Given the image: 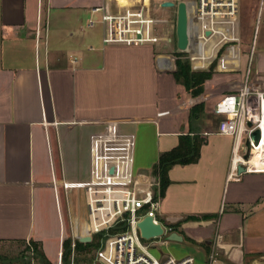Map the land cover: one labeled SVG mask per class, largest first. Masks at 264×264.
Masks as SVG:
<instances>
[{"label":"crops","instance_id":"1","mask_svg":"<svg viewBox=\"0 0 264 264\" xmlns=\"http://www.w3.org/2000/svg\"><path fill=\"white\" fill-rule=\"evenodd\" d=\"M139 1L0 0V242H36L58 264L63 241L92 228L86 188L153 175L160 153L187 134L203 139L199 158L170 167L158 219L179 223L174 231L183 241L181 230L218 250L223 262L264 264V173L230 177L233 140L217 133L214 113L216 101L246 77L264 90V0H238L234 17L202 18L199 47H176L193 71L216 62L200 98L205 110L195 118L184 86L155 66L156 54L172 52L171 37L161 45L104 44L102 24L86 26L99 18L95 7ZM144 1L162 37L159 28L171 21L163 16L172 13L176 30L177 4L186 2L194 33L193 1ZM80 225L82 235L71 232ZM34 256L25 262L35 264Z\"/></svg>","mask_w":264,"mask_h":264},{"label":"built area","instance_id":"2","mask_svg":"<svg viewBox=\"0 0 264 264\" xmlns=\"http://www.w3.org/2000/svg\"><path fill=\"white\" fill-rule=\"evenodd\" d=\"M164 2L165 0H160ZM238 0H196L194 3V33L189 32L188 48L199 47L198 25L202 18H230L237 14ZM92 13H99L98 20L89 18L86 26L102 24L104 44L119 43L155 44L169 43L167 36L158 35V25L150 13L148 4L141 0L136 5L110 10L106 6L95 7ZM189 25V29H190ZM203 33V32H202ZM201 33V34H202ZM204 34V33H203ZM192 37V38H191ZM195 40V42L192 40ZM197 40V41H196ZM195 43V44H194ZM214 113L220 116L217 133L232 137L230 177L245 173H264V90L252 89L247 77L240 89L222 95L215 103ZM258 131V140L253 133ZM244 168L238 172V167ZM88 222L91 235L123 223L125 229L113 234H105L101 245L96 249L90 264H192L193 257L176 258L170 254L157 256L150 249L166 243L158 240L172 232L158 219L159 179L155 175L137 177L127 183L90 185L86 188ZM151 216L155 223H161L164 235L144 243L140 237L137 223L144 216ZM71 264L74 243L71 245ZM61 259V254H60ZM61 264V260L58 261ZM207 264H228L220 259L218 250L212 248L207 255Z\"/></svg>","mask_w":264,"mask_h":264},{"label":"trees","instance_id":"3","mask_svg":"<svg viewBox=\"0 0 264 264\" xmlns=\"http://www.w3.org/2000/svg\"><path fill=\"white\" fill-rule=\"evenodd\" d=\"M176 55V71L173 73L176 81L182 84L185 90L190 94L193 105L190 109L191 116L197 117L201 115L205 110L204 101L200 100L204 93V82L212 75V71L215 67V60L211 63L209 70L193 71L190 67L189 59L184 53H178ZM203 143V139L193 135H181L179 137L178 144L170 150L161 152L157 162L154 164L152 174L159 179V195L162 196L165 192L167 185L169 184L168 170L175 164H189L194 163L199 158L200 147ZM195 216H189L188 219H194ZM179 223L170 225L171 228L177 227ZM125 229L123 223H119L115 227L108 229L107 231H101L93 234L91 241L82 243L78 240L74 241L73 253L84 252L90 253L92 250H96L100 247L102 239L105 234H113ZM173 229V230H174ZM187 239V238H185ZM71 239L63 241V249L61 254V264H70L71 259ZM31 246L34 250V255L40 262V264H51L43 255L42 251L38 247L36 242H31ZM94 255L90 257V263Z\"/></svg>","mask_w":264,"mask_h":264},{"label":"rangeland","instance_id":"4","mask_svg":"<svg viewBox=\"0 0 264 264\" xmlns=\"http://www.w3.org/2000/svg\"><path fill=\"white\" fill-rule=\"evenodd\" d=\"M191 1H193V3H196V0H191ZM163 18L168 21L169 20L171 21H169L168 25H166L165 27L159 28V30L161 31V33H163V35L167 37H171V43L169 44V47H170L169 50H171L172 48L175 51L171 50L172 52H168V54H171L176 58L175 54H178V53L176 52L177 46H176V32H175L174 16L172 15V13H170V14L164 15ZM256 33H257V30L255 32V37H256ZM193 41L195 42V40ZM161 44H162L161 42L157 43V45H161ZM241 45H242L241 48L243 51L244 50H247V52L249 51L250 44H247L245 39H242ZM164 46L167 47L168 45H164ZM195 67H199V66L197 65ZM247 84L251 86V82L249 80H247ZM206 119H207L206 122H208V124L211 123L209 116H207ZM161 222L165 226L168 225L165 220H161ZM173 229L174 228H172V230ZM71 232H75L77 235H82L83 234L82 225L76 228L71 226ZM181 232L186 238L187 236L184 234V232L182 230ZM158 240H166V237L163 236L161 237V239H158ZM166 241L167 243L153 247L150 249V251L157 256H160L162 254H170L178 259L183 258L185 256H192L193 257L192 264H207V255L213 248L212 246H208L204 242L199 244L193 240H189L188 237H187V241H181V242L172 241V240H166ZM143 242L148 243V240H143ZM199 246H202L206 252L203 249L198 248ZM31 248L30 247L25 248L24 244L22 243L0 242V264H27L25 262V257H29L28 260H30V257H33L34 250L33 248L32 249ZM27 249H29L28 252H27ZM95 252L96 250H92V252L90 253H84V252L74 253L72 263L90 264V257L95 255ZM71 261L72 260L70 259V264H71ZM34 263L39 264L37 261V258L34 260Z\"/></svg>","mask_w":264,"mask_h":264},{"label":"water","instance_id":"5","mask_svg":"<svg viewBox=\"0 0 264 264\" xmlns=\"http://www.w3.org/2000/svg\"><path fill=\"white\" fill-rule=\"evenodd\" d=\"M175 3L172 1L162 2V7H172ZM176 46L179 50H186L189 45V22H188V9L186 2L180 1L177 4V16H176ZM210 30L205 31V35H208ZM155 66L158 71L174 73L176 71V58L168 53H159L154 58ZM255 140H258V131L253 133ZM242 166L238 167V172H243ZM116 173V165L110 164L107 168V175L114 176ZM174 218H169L168 221L173 222ZM137 227L139 229L140 237L149 240L164 235V229L161 223H155L151 216H144L138 221ZM166 240L183 241V236L176 231H172L165 235ZM78 241L86 243L91 241V235L79 236Z\"/></svg>","mask_w":264,"mask_h":264}]
</instances>
